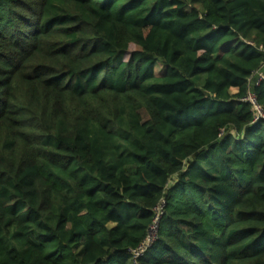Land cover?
Here are the masks:
<instances>
[{
    "label": "trees",
    "instance_id": "obj_1",
    "mask_svg": "<svg viewBox=\"0 0 264 264\" xmlns=\"http://www.w3.org/2000/svg\"><path fill=\"white\" fill-rule=\"evenodd\" d=\"M260 71L264 0H0V264H264Z\"/></svg>",
    "mask_w": 264,
    "mask_h": 264
},
{
    "label": "built area",
    "instance_id": "obj_2",
    "mask_svg": "<svg viewBox=\"0 0 264 264\" xmlns=\"http://www.w3.org/2000/svg\"><path fill=\"white\" fill-rule=\"evenodd\" d=\"M259 77V82L264 81V72L260 71L257 73ZM243 101L248 102L252 105L254 115H255V122H258L261 119H264V110L263 107L259 104L257 97L253 93H249L246 99ZM167 202L163 200L161 204L155 209V219L154 222L149 230V234L144 242L138 247L136 250H132L131 253L134 257V263H137V260L144 256L146 251L152 247L159 239L160 233V223L162 218L165 215V208Z\"/></svg>",
    "mask_w": 264,
    "mask_h": 264
},
{
    "label": "rangeland",
    "instance_id": "obj_3",
    "mask_svg": "<svg viewBox=\"0 0 264 264\" xmlns=\"http://www.w3.org/2000/svg\"><path fill=\"white\" fill-rule=\"evenodd\" d=\"M188 10L191 11L192 8H191V7H188ZM133 51H134V49H133ZM163 69H164V68H163L162 65H158V66L156 67V72L159 73V72L163 71Z\"/></svg>",
    "mask_w": 264,
    "mask_h": 264
}]
</instances>
